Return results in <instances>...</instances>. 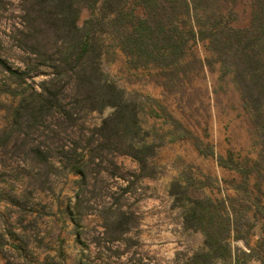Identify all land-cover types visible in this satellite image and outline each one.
<instances>
[{
  "label": "rangeland",
  "instance_id": "obj_1",
  "mask_svg": "<svg viewBox=\"0 0 264 264\" xmlns=\"http://www.w3.org/2000/svg\"><path fill=\"white\" fill-rule=\"evenodd\" d=\"M255 1L213 0V19L247 26ZM20 15L19 0H0V57L6 62L0 65V264L207 263L206 236L187 212L198 201L217 222H234L230 235L219 234L227 248L212 246L213 264H264V148L233 73L214 57L209 66L212 54L203 44L194 49L199 65L189 64V53L174 71L133 68L107 42L103 68L138 104L156 154L144 170L134 158L118 157L121 179L101 181L95 190L91 182L82 192L79 176L51 168V117L23 114L12 126L16 93L39 91L50 71L34 69L16 49L9 28ZM89 17L83 9L79 25ZM28 63L33 69L21 77L5 71H25ZM110 113L87 120L99 124ZM36 149L48 160H38ZM112 204L124 214L102 210Z\"/></svg>",
  "mask_w": 264,
  "mask_h": 264
},
{
  "label": "trees",
  "instance_id": "obj_2",
  "mask_svg": "<svg viewBox=\"0 0 264 264\" xmlns=\"http://www.w3.org/2000/svg\"><path fill=\"white\" fill-rule=\"evenodd\" d=\"M19 1L20 19L9 28L15 34V47L30 57L34 69L50 71L39 91L28 88L16 93L20 101L13 110L12 126L19 125L23 114L38 121L51 117V168L79 176L80 191L86 192L91 182L89 188L95 190L101 181L120 177L116 173L120 156L134 158L144 170L156 154L141 128L138 104L103 68L107 42L121 50L133 68L174 71L184 67L189 53H194L189 64L199 65L194 49L203 44L212 54L206 60L209 66L214 57L233 73L264 148V0L254 2L251 22L243 27H233L217 15L213 19L217 13L213 14V0ZM83 9L90 11V17L80 26ZM0 65L6 68L1 57ZM32 69L28 63L25 71H5L21 77ZM106 110L111 113L99 124H89V115ZM35 154L40 161L48 160L41 149ZM203 203L198 201L187 212L199 222L209 247L206 255L212 257L207 263L193 264H213L214 245L227 248L225 236L221 239L219 234L234 230L230 217L217 222ZM102 210L124 214L114 204Z\"/></svg>",
  "mask_w": 264,
  "mask_h": 264
}]
</instances>
